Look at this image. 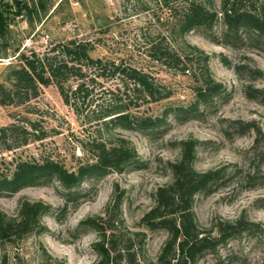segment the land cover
Masks as SVG:
<instances>
[{
    "label": "rangeland",
    "instance_id": "obj_1",
    "mask_svg": "<svg viewBox=\"0 0 264 264\" xmlns=\"http://www.w3.org/2000/svg\"><path fill=\"white\" fill-rule=\"evenodd\" d=\"M148 2L151 10H143L142 0H44L45 8L39 0H0V16L4 19L5 33L0 35V83H8L11 68L21 64L19 55L49 51L59 42L71 39L90 41L94 49L93 58L124 61L151 73L161 84L172 89V95L159 102H149L137 110L148 115H160L170 105H186L194 100V87L198 84L201 63L190 48L169 37L166 18L170 11L159 8L154 0ZM212 8L220 11L221 0H212ZM170 22L173 18H170ZM220 31V26H217ZM157 35L168 37L176 47L182 46L191 52L193 61L188 62L185 73L170 69L150 59L146 48L149 38ZM185 40L205 55L210 56V69L214 78L227 87L224 95L216 100L213 107L200 119L177 120L169 116L164 129L148 136L135 130L116 128L111 132L97 131V121H89L91 109L97 103L109 102V91H117L120 80L115 77H98L92 96V106L78 114L74 107L65 103L55 84L42 86L38 98L23 106L0 105V127L17 120L30 119L38 123L37 132L44 131L42 140H32L11 151L0 150V174L11 173L18 159H42L50 156L62 161L69 169H76L80 162L89 159L90 153L82 148L83 139L102 135L105 139L123 137L136 147L140 157L138 166L123 172H111L99 179L87 180L79 192L86 193L79 201L69 202L68 210L62 220L56 213L65 204L62 187L56 181L44 186H29L19 192L0 196V209L9 215H15L21 199L43 200L53 206L54 212L43 217L48 231L29 234L16 244L0 245V264H42L50 255L65 259L67 264H93L96 255L91 244L96 233L88 231L78 234L76 227L87 216L103 213L116 183L126 190L123 214L126 224L132 231L146 232L145 258L143 264H156L159 251L167 238L165 230L151 231L138 227L144 213L153 205V192L158 186L171 180L166 168L167 160H176L180 155L178 142L190 137L202 143L197 148L194 167L205 171L226 163H234L250 170L252 145L255 134L233 133L229 120H257L264 130V102L249 98L244 86L253 84L264 87V74L255 78L257 73L250 68L264 71V43L247 41L239 48L218 45L211 42L201 31L192 30ZM195 53H197L195 51ZM227 56L232 65L245 64L243 78L233 68L226 66L221 56ZM251 69V70H252ZM87 81L95 74L90 70ZM72 78L68 85L75 86ZM1 149V148H0ZM258 185L240 189L237 179L227 186L208 195L196 196L194 210L201 226L208 227L216 217L235 220L243 211L252 220L264 224V164L261 166ZM245 246L240 264L244 258L250 264H264V239ZM197 264H218L212 256L202 258ZM234 264V263H233Z\"/></svg>",
    "mask_w": 264,
    "mask_h": 264
},
{
    "label": "trees",
    "instance_id": "obj_2",
    "mask_svg": "<svg viewBox=\"0 0 264 264\" xmlns=\"http://www.w3.org/2000/svg\"><path fill=\"white\" fill-rule=\"evenodd\" d=\"M156 5L168 9L166 20L170 23L169 37L181 38L201 63L198 84L194 87V100L186 105H170L160 115H148L136 110L144 103L159 102L169 98L173 91L161 84L151 73L124 61L93 58L90 52L94 44L90 41L71 39L53 45L49 51L21 53V64L11 68L7 81L0 83V105L23 106L40 96L42 86L55 84L65 103L74 107L78 114L84 113L85 104L95 102L92 93L98 77H115L120 80L117 91H109L106 103H97L91 110L89 121H97V131L111 132L116 128L135 130L148 136L161 132L169 116L177 120L200 119L211 109L216 100L226 92V85L214 78L210 69V56L191 46L185 35L192 30L201 31L211 42L239 48L247 41L264 43V0H221V10L212 8V0H154ZM44 0H39L45 8ZM141 8L151 10L142 0ZM170 18H173V21ZM220 26V31H217ZM4 19L0 16V35L4 34ZM147 56L170 69L185 73L193 54L181 45L176 47L165 35L149 38ZM1 46V44H0ZM1 48V47H0ZM195 51L197 53H195ZM192 54V56H191ZM222 62L233 68L243 78L245 64L232 65L222 55ZM95 72L89 82L85 70ZM250 68L261 77L264 71ZM75 78V86L68 82ZM246 95L264 102V87L253 84L244 86ZM13 121L0 127V150L11 151L32 140L46 137L44 131L37 132L38 123L30 119ZM229 128L233 133L255 134L250 160V170L234 163H226L205 171L194 165L197 148L202 143L190 137L180 140V155L176 160H167L166 168L171 180L153 192V205L141 217L138 227L151 231L165 230V239L156 264H197L202 258L212 256L218 264H240L241 255L248 243L264 239V224L252 220L243 211L235 220L216 217L208 227L200 225L194 210L196 196L208 195L237 179L240 189L253 188L264 164V130L257 120L231 119ZM82 148L90 158L80 162L76 169H69L64 162L46 156L42 159H18L11 173L0 174V196L15 194L29 186H44L54 181L62 187L65 204L56 213L62 220L69 202L86 196L79 192L87 180L99 179L111 172H123L138 166L140 157L136 147L123 137L105 139L102 135L83 139ZM264 177V175H263ZM126 190L116 183L103 213L87 216L75 229L78 234L93 231L96 239L91 247L96 255L93 264H143L145 258L146 232L132 231L126 224L123 203ZM264 202V198L261 199ZM264 206V204H263ZM54 208L43 200L21 199L15 215L0 209V245L16 244L32 233L48 231L43 217L53 214ZM244 258V264H250ZM42 264H67L65 259L48 255Z\"/></svg>",
    "mask_w": 264,
    "mask_h": 264
}]
</instances>
